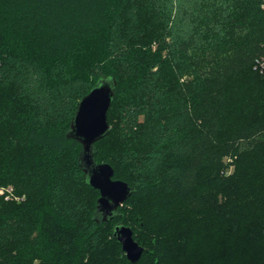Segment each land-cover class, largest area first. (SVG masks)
Returning <instances> with one entry per match:
<instances>
[{
  "label": "trees",
  "instance_id": "1",
  "mask_svg": "<svg viewBox=\"0 0 264 264\" xmlns=\"http://www.w3.org/2000/svg\"><path fill=\"white\" fill-rule=\"evenodd\" d=\"M261 60L264 0H0L3 263L132 264L113 237L122 222L148 249L136 264H264ZM103 77L117 88L95 157L136 188L112 228L92 219L100 193L67 138ZM29 148L43 153L46 189Z\"/></svg>",
  "mask_w": 264,
  "mask_h": 264
},
{
  "label": "water",
  "instance_id": "2",
  "mask_svg": "<svg viewBox=\"0 0 264 264\" xmlns=\"http://www.w3.org/2000/svg\"><path fill=\"white\" fill-rule=\"evenodd\" d=\"M116 88L114 78H100L77 104L76 114L67 132L68 139L76 140L82 146L79 166L85 174L86 184L100 193L92 215L99 225L120 217V208L136 191L128 182L115 178V169L111 164L99 162L95 157L96 143L111 132L108 117ZM113 237L122 246V256L125 255L132 264L138 263L148 250L135 240L133 228L122 222L114 226Z\"/></svg>",
  "mask_w": 264,
  "mask_h": 264
},
{
  "label": "rangeland",
  "instance_id": "3",
  "mask_svg": "<svg viewBox=\"0 0 264 264\" xmlns=\"http://www.w3.org/2000/svg\"><path fill=\"white\" fill-rule=\"evenodd\" d=\"M0 142H3L2 140H0ZM100 146V145H99ZM102 149H104L102 147ZM27 152H28V155H30V167L32 168L33 171H41L44 176H43V181H42V186L44 189H46L47 187V181L49 179V174L50 171L45 169L44 167V157H43V153H41L39 150H34V148H29L27 149ZM103 155V153H102ZM23 157H25V155H23ZM77 155L76 153H71V154H68L66 155V157L62 160V165L64 166L63 168H67L70 163H74L77 161ZM99 160L103 161L104 160L102 159L101 155L100 157L98 158ZM26 162V161H25ZM224 162L225 164L228 166L226 169H225V172H224V176L225 177H229L231 176L234 171H235V166L231 165L233 164L234 162V157H231V156H227L224 158ZM60 171H65V170H60ZM3 189L0 190V195H4L3 193ZM5 196V195H4ZM6 199V197H5ZM6 200H10V199H6ZM17 201L21 202L23 200V198H17L16 199ZM127 214V213H126ZM119 220L117 221H113V223L110 224V228L113 227V225L118 222ZM124 222L126 224H130V217L128 215H126L125 219H124ZM57 226L54 225V228H53V231H52V234H53V238L54 240H58L59 239V245H55L54 244V247L52 245V248L54 251H56L58 248L59 250L61 249V241L60 239L64 238L65 236V232L62 230L61 226L56 224ZM134 229H135V238L140 242V243H143V239H142V236H140V229H139V225H134ZM1 248L4 249V253L6 255H9V254H12V253H18V249H15L13 247H10V242L6 241L4 243L1 244ZM30 246L27 247V249L29 250ZM12 250V251H11ZM23 253V252H22ZM21 253V254H22ZM41 259L40 258H36L34 260L31 261V264H41Z\"/></svg>",
  "mask_w": 264,
  "mask_h": 264
},
{
  "label": "built area",
  "instance_id": "4",
  "mask_svg": "<svg viewBox=\"0 0 264 264\" xmlns=\"http://www.w3.org/2000/svg\"><path fill=\"white\" fill-rule=\"evenodd\" d=\"M257 68H259L261 71H264V60L259 61ZM6 199H11L13 196V188L9 187L6 190H3L2 192ZM0 264H4L1 257H0Z\"/></svg>",
  "mask_w": 264,
  "mask_h": 264
}]
</instances>
